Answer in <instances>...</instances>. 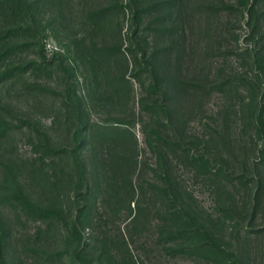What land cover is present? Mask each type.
Here are the masks:
<instances>
[{
    "label": "rangeland",
    "instance_id": "rangeland-1",
    "mask_svg": "<svg viewBox=\"0 0 264 264\" xmlns=\"http://www.w3.org/2000/svg\"><path fill=\"white\" fill-rule=\"evenodd\" d=\"M25 4L35 38L0 64V264H264V0ZM38 132L66 156L40 164Z\"/></svg>",
    "mask_w": 264,
    "mask_h": 264
},
{
    "label": "trees",
    "instance_id": "trees-1",
    "mask_svg": "<svg viewBox=\"0 0 264 264\" xmlns=\"http://www.w3.org/2000/svg\"><path fill=\"white\" fill-rule=\"evenodd\" d=\"M0 19L7 23V28L0 27V64L4 63L20 50V41L24 38H35V32L30 24L29 15L26 11L25 0H0ZM112 50L101 49L97 55L100 57H108ZM34 65V64H33ZM32 67V66H31ZM39 70L33 68V71ZM15 74V72H13ZM5 75L0 74V81H3ZM79 119V118H78ZM80 122V119H79ZM82 122V121H81ZM0 121V137L7 133L6 128ZM82 126V123H81ZM35 153L38 155L39 163H43L46 159L61 158L63 154L66 156V151H60L53 148L48 138L38 132L36 142L34 143ZM64 152V153H63ZM16 205L28 217L39 221H53L60 216L56 209L38 208L35 205L26 201L22 195L18 194L14 197ZM49 259V257H46Z\"/></svg>",
    "mask_w": 264,
    "mask_h": 264
}]
</instances>
